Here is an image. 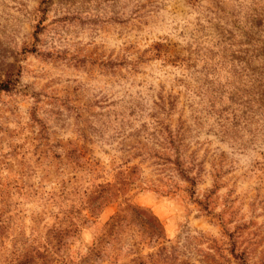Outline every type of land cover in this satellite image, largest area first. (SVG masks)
<instances>
[{"label": "rangeland", "instance_id": "obj_1", "mask_svg": "<svg viewBox=\"0 0 264 264\" xmlns=\"http://www.w3.org/2000/svg\"><path fill=\"white\" fill-rule=\"evenodd\" d=\"M255 23L264 38V0H0V264L58 228L64 264H264V117L235 143L194 127L203 60L184 62L196 45L229 59ZM158 97L171 130L190 127L192 194L139 129Z\"/></svg>", "mask_w": 264, "mask_h": 264}, {"label": "trees", "instance_id": "obj_2", "mask_svg": "<svg viewBox=\"0 0 264 264\" xmlns=\"http://www.w3.org/2000/svg\"><path fill=\"white\" fill-rule=\"evenodd\" d=\"M252 28L254 31L242 35L244 37L243 44H239L235 51H231L229 59L221 57L220 60H216V56L211 50L200 45H196L191 51L186 50L188 55L191 56L190 58L187 57L184 62L203 60L201 71L198 72L201 74L202 79L198 77V85L191 93L198 98V101H191L189 108L197 112L198 107L193 109V105L200 106L208 116L200 115L197 112V117L190 116V121L194 127L199 126L198 128H200L202 123L206 121L205 118L211 119L213 132L221 141L231 140L232 143H235L237 137L243 138V133L250 135L249 128L254 126L253 124L256 122L252 123L251 120L255 117H264V38L259 29V23L252 25ZM199 54L205 56V59H201ZM217 67L220 70H217ZM220 71H223L224 74L221 75ZM227 77L237 78L238 86L231 87L227 85ZM244 77L248 78L250 83L246 91L244 87L240 88L242 86L241 79ZM13 85L14 81L9 79L0 83V92L8 93L12 90ZM152 104L153 107L149 109L152 112L144 114V120L146 121L139 124V129L144 136H148L152 141L158 143V147L163 153L167 152L170 158L173 157L172 162H170L166 156L164 157V154L160 157L154 156L159 161L162 160L174 165L179 177L190 185V188L185 189V191L192 194L196 185L195 177H190L191 168H187L183 161L188 146L187 143H189L187 139L189 137L187 136L188 133H191L190 127L183 128L179 125V127L171 130L169 124L165 123L174 105L169 99L158 97L157 102ZM127 111V117L134 119V121L143 116L142 108L134 102L129 104ZM162 116L164 118H161ZM148 125L151 127V132L145 133ZM253 130L251 136L255 137L256 128L254 127ZM116 191L118 190L114 186L109 187L104 196L96 198L98 202L100 201L98 206H103L110 200L115 199L114 193ZM127 208L134 209L131 205ZM94 209H97V207L94 206L92 210L90 208V213ZM122 212L123 210H121ZM1 218L0 216V230L5 229L4 221ZM119 219H121L119 215L110 219L105 225L102 235L95 239L90 249H95L102 242L103 235H110L113 232ZM153 228L161 229L158 223L154 224ZM62 232L59 228L55 229L56 235H48L50 241L47 236L43 244L39 243L33 248L21 247V249L13 251L12 262L14 264H64L66 257L58 255L60 249L64 250L67 245ZM1 238L2 235H0ZM0 245H2V242ZM239 260L241 261L240 264H247L244 252L240 253Z\"/></svg>", "mask_w": 264, "mask_h": 264}]
</instances>
